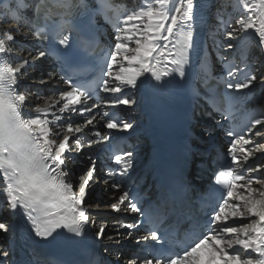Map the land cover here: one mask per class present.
Listing matches in <instances>:
<instances>
[{"label":"snow or ice","instance_id":"6c2138e0","mask_svg":"<svg viewBox=\"0 0 264 264\" xmlns=\"http://www.w3.org/2000/svg\"><path fill=\"white\" fill-rule=\"evenodd\" d=\"M0 5V177L6 207L23 219L36 238L72 247L97 227L88 210L93 206L85 205L97 171L95 154H85L90 163L81 170L75 188L72 182L73 165L84 162L73 153L109 139L101 138L99 131L94 134L100 139L94 141L78 135L96 115H109H86L100 107L99 102L88 105V101L100 92L124 93L104 103L130 106L136 101L125 89H136L141 77H148L141 81L143 87L153 80L179 77L183 81L191 75L204 86L203 99L229 121H216L227 148L226 154L218 151L211 160L217 167L209 195L192 201L169 188L162 191L158 203L144 207L139 192L114 181L113 188L124 186L125 190L107 206L116 213L137 216L130 223L118 222L110 233L101 224L92 236L115 243L133 239L141 246L126 260L116 250L112 264H264V142H257L264 138V104L251 111L245 108L250 100H264V0H237L235 18H225L226 5L216 6L214 0H150L131 9L122 0H0ZM200 25L208 28L204 40L196 37ZM109 28L114 31L110 40ZM30 39L43 46L32 61L15 55L17 46ZM249 44L256 49L251 56ZM46 56L55 57L64 73L58 81L51 71L45 80L35 63ZM213 57L221 69L215 75ZM85 59L96 77L87 84L74 82L68 70ZM24 81H63L69 87L50 90L47 100L52 102L41 107L29 96L39 100L44 90L32 89ZM190 90L194 98L200 97L194 85ZM221 97L226 107L221 106ZM234 111L244 112L245 122L237 125ZM77 114L82 124L74 123ZM103 126L119 132L133 127L129 121L114 119ZM213 131L206 128L205 134ZM197 154L201 157L197 173L182 180L184 191L196 190L194 181L200 179L202 166L207 167L212 150ZM133 155L131 151L115 155L120 167L109 170L103 183H108V177L127 176L133 169ZM9 231L10 226L0 222V232ZM8 256L6 248L0 249V257ZM30 264L69 262L34 256ZM88 264L104 261L96 260L93 253Z\"/></svg>","mask_w":264,"mask_h":264},{"label":"bare ground","instance_id":"6f19581e","mask_svg":"<svg viewBox=\"0 0 264 264\" xmlns=\"http://www.w3.org/2000/svg\"><path fill=\"white\" fill-rule=\"evenodd\" d=\"M214 1L217 2L218 6L220 4H222V3H224L226 5V7H227V11L226 12L228 13V17L230 16L231 18H235L237 15H239L238 11L233 7V5L235 4V2H237V0H214ZM147 2H150V0H146L144 3H147ZM0 8H2V5H0ZM24 45H25V41L23 42V45H21V46L18 45L17 46V48H16L17 51H16L15 55H18V56L23 57V58H27L29 61H32L33 58H34V56H32V49H30V51H31V55H30L29 54V50H27L25 52L26 47ZM248 47H251V50L254 51V53H256V49H255V47L252 44H249ZM22 49H24V50H22ZM48 72H50V71H48ZM47 73L44 74V79L45 80H47ZM31 75L36 76V75H38V73L32 72ZM54 79L56 80L55 76H54ZM147 79H148L147 76L141 77V79L138 80V82H137V88L136 89H131V88L125 89V93L133 92L132 96L134 97V100L136 101L135 104H132L130 106L123 105L124 106L123 110L127 113V115L134 113L133 114V118L128 117V118H131V120L133 121V123H132L133 127L140 125V121L137 120L138 116H139L138 115L139 110H140V108L142 106V100H140V98L145 94L147 87L150 85V84H148V85H145V86L142 87L141 86V81H144V80H147ZM24 84L28 85V86L32 85L33 89L39 87V85H40L39 81H37L35 83H33L32 81H24ZM60 87H61L60 84H54L53 81H48L46 83V85H44L42 87H39V88L44 90V97L39 99V100H36L35 97L29 96V100L33 101L34 104H37V105H39L41 107H45L46 106V101L48 103L52 102L50 100H47V98H48V96L50 94V90H55L56 88L64 90L63 88H60ZM122 94H124V93H121L120 95H122ZM117 95H119V94H115V96H117ZM25 111L28 112V113H31L32 115H35V113L32 111V109H26ZM73 121H74V123H79V124L83 123L82 122L83 120L79 117L78 114L73 116ZM103 122H104V118H101L99 116L92 124L87 125L86 128L83 130V132L78 134V135L79 136L86 135L88 137V139L93 138L94 133L96 131H99L100 133L104 132V126H103V128L101 127L103 125ZM60 123H62V122H60ZM61 131H63V129H61ZM131 131H133V129L129 130V132H131ZM71 143H72V141H70V144ZM85 148H86V146L83 149H85ZM80 151L75 152V154H78V152H80ZM83 154H84V151H83ZM83 154L80 153V156H77V158L82 159L83 158ZM85 162L86 161H84V163ZM79 169H80L79 166H76V165L73 166V171H74L75 174H78L80 172ZM93 187H95V186L93 185ZM89 191L90 190L88 189V193H89ZM90 198L94 199V203H100V201L95 196H91V197L89 196L88 198L86 197V200H88ZM0 199H2V198L0 197ZM111 202H114L113 197H108L101 203L109 205ZM95 212L96 213L93 214V218L97 222L96 226L99 227L100 224H101L100 221L104 220L106 222L105 224L109 223L108 226L111 227L110 231H112L113 229L118 227L117 219H115V218L118 217L120 215V213L114 212L109 207H104V208H99V209L95 208ZM2 215H4V217L7 220L11 219L10 216L8 215V212L5 211V210L2 212ZM244 222H246V221H243V223ZM229 223H232V221H229ZM12 236H13V231L11 229H10L9 232H7V236L6 237L4 236L3 232H0V249H4V248H8L9 247L8 240H10L12 238ZM123 241H124V239H122L120 243H115L114 241H109L107 239L103 240L104 244L107 247H112V246L122 247V246H124V242Z\"/></svg>","mask_w":264,"mask_h":264},{"label":"rangeland","instance_id":"374dc122","mask_svg":"<svg viewBox=\"0 0 264 264\" xmlns=\"http://www.w3.org/2000/svg\"><path fill=\"white\" fill-rule=\"evenodd\" d=\"M15 51H17V50H15ZM41 85H42V84H40V87H41ZM76 184H78V181L74 183L75 186H76ZM87 205H92V206H93V207L89 208V211H90V212H93V211L95 210V207H94L95 205L90 204V203H88ZM106 207H108V206H106ZM4 236H6V235H4Z\"/></svg>","mask_w":264,"mask_h":264}]
</instances>
